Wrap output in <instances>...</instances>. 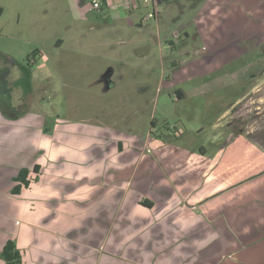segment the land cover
<instances>
[{
	"label": "rangeland",
	"instance_id": "obj_1",
	"mask_svg": "<svg viewBox=\"0 0 264 264\" xmlns=\"http://www.w3.org/2000/svg\"><path fill=\"white\" fill-rule=\"evenodd\" d=\"M97 1L0 0V230L29 204L37 264H264V0Z\"/></svg>",
	"mask_w": 264,
	"mask_h": 264
},
{
	"label": "crops",
	"instance_id": "obj_2",
	"mask_svg": "<svg viewBox=\"0 0 264 264\" xmlns=\"http://www.w3.org/2000/svg\"><path fill=\"white\" fill-rule=\"evenodd\" d=\"M108 2H109V0H108ZM184 69H185V67H182L181 73L184 71ZM110 87H112V86H109V88ZM106 135L105 134H101L99 136V142L102 143L101 144L102 146H100L101 147L100 152H102L101 153L102 154L101 158H106L107 157V160H108V158H110V156L115 155L116 159H118V162L121 164V166H119V168L117 167V165L116 166L113 165V166L110 167L111 169H114V170L126 169L125 167L127 166V163H130V162L131 163L134 162V164H132V166H131L132 169H134V167L136 165H138V164H136L137 161H139V164H140V162L142 163V160H145V158L142 157L141 154H139L136 158L131 159L130 161L122 160L123 158H125V155L128 153V151H130L131 147H135L138 142H135V141L134 142L133 141L125 142V141H123L121 139L114 138V137H112L111 135H109L107 133H106ZM109 136H111V137H109ZM109 138H112V139L110 140ZM108 142H110L111 151H107L105 149L106 148L105 145ZM97 143H98V141H97ZM121 147H122V150H120ZM134 151L135 150H133L132 153H134ZM117 153H118L119 156H117ZM141 157H142V160H141ZM127 160H128V158H127ZM14 162H18V160L16 159V160H14ZM39 165H41V164H39ZM42 168H43V166H42ZM20 170L21 169H19L17 171V174H13L14 178L18 175ZM15 185H16V182H15L14 186ZM29 188H25V189H29ZM14 196H19V195H14ZM24 205H26V204H23L21 206V208H20V210L23 212V217L24 218H22V220H19L18 224H16V225H14V220L9 221L8 223L10 224V226L7 225L6 229L0 230V233L3 234V236H1L2 238L0 239V254L2 252L4 244L7 242V240L15 239L17 241L18 247L20 248V250L22 251V254H23V264H27L28 262H30V264L31 263L32 264H37V263H35L32 260V257H34L33 254L35 252V251L32 250V247L38 241L37 234L35 233V231H37V230H35L36 228H35V225L33 224L35 222H32V220H28V218L26 217V216H28V215H26V213L29 212V208L31 207V205L27 204L26 206H28V207H25V208H24ZM17 210H19V209L17 208ZM18 213H19V211H18ZM0 264H5L4 261L2 262L1 258H0Z\"/></svg>",
	"mask_w": 264,
	"mask_h": 264
},
{
	"label": "trees",
	"instance_id": "obj_3",
	"mask_svg": "<svg viewBox=\"0 0 264 264\" xmlns=\"http://www.w3.org/2000/svg\"><path fill=\"white\" fill-rule=\"evenodd\" d=\"M104 4H107L108 0H103ZM22 66V65H21ZM31 66V65H30ZM25 74V81L27 82V93H31L32 90V78H33V72H32V66L31 67H25L22 66ZM179 98H183L185 95L182 91H179L178 94ZM4 113V111H3ZM5 114V113H4ZM18 119V118H16ZM46 132H48L46 130ZM45 132V133H46ZM200 151H203L202 149ZM42 166L39 164H36L33 168V173L36 175L35 178H30V171L28 169H22L18 173V175L14 178V181L16 182V185L12 189L13 195H20L22 193V190L25 188H29L30 185L33 182H37L38 178L41 174ZM142 206L152 208L153 202H150L149 200H145L141 203ZM1 259L5 262V264H23V254L20 248L18 247L17 241L15 239H9L4 244L2 252L0 254Z\"/></svg>",
	"mask_w": 264,
	"mask_h": 264
},
{
	"label": "flooded vegetation",
	"instance_id": "obj_4",
	"mask_svg": "<svg viewBox=\"0 0 264 264\" xmlns=\"http://www.w3.org/2000/svg\"><path fill=\"white\" fill-rule=\"evenodd\" d=\"M256 50H259V49H256ZM262 53L264 54V50L262 51ZM251 56H252V53L250 54V53H247V54H245L243 57H244V59H245V64H244V66H250L249 65V61L251 60ZM248 63V64H247Z\"/></svg>",
	"mask_w": 264,
	"mask_h": 264
},
{
	"label": "built area",
	"instance_id": "obj_5",
	"mask_svg": "<svg viewBox=\"0 0 264 264\" xmlns=\"http://www.w3.org/2000/svg\"><path fill=\"white\" fill-rule=\"evenodd\" d=\"M101 2H98L97 0H93V7L95 9H99L101 7Z\"/></svg>",
	"mask_w": 264,
	"mask_h": 264
}]
</instances>
